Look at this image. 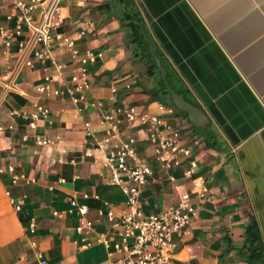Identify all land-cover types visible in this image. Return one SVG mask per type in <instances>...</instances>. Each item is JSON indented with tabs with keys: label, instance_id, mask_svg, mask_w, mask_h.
<instances>
[{
	"label": "crops",
	"instance_id": "obj_1",
	"mask_svg": "<svg viewBox=\"0 0 264 264\" xmlns=\"http://www.w3.org/2000/svg\"><path fill=\"white\" fill-rule=\"evenodd\" d=\"M126 1L138 6L146 35L168 71L169 86L175 92L184 90L176 93L205 116L196 124L184 111L166 104L175 109L180 127H186L187 136L199 145L195 153L201 168L194 179L199 189H208L209 197L199 205L198 216L186 234L173 235L178 246L175 264H256L243 257L242 247L243 233L252 222L258 225L264 246V0ZM118 3L123 2L73 0L69 19L59 32L72 34L75 26L95 23L94 31L80 43L83 52L99 50L104 56L90 68L91 103L107 100L110 87L116 84L120 104L154 112L161 103L153 102L140 87L136 63L128 61ZM10 11L8 6L2 8L1 24H7ZM58 57L69 65L64 80L56 82L65 87L78 67L69 54ZM6 71L0 49V74ZM48 72H53L51 66ZM45 74L40 64L20 73V92L4 97L0 106V127L16 126L15 131L0 130V264H42L41 257L47 264H113L120 255H109L113 250L97 242L109 229L99 211L107 210L109 204L119 213L126 207V197L120 188L109 186L103 150L81 161L86 144H96L86 138L85 124H92L98 141L105 126L93 108L75 106L68 97L41 99L36 88ZM35 102L51 109L50 117L38 122L37 130L9 118L11 110H32ZM121 132L122 137L127 135L125 124ZM27 134L30 138L24 140ZM35 134L56 142L51 147L38 146ZM143 144H137L138 154L151 157ZM9 166L34 182L14 185ZM184 168L174 172L176 184L160 173L155 175L140 197L146 213L169 208L180 193L196 187L194 181L183 178ZM74 197L80 205L90 207L86 220L92 229L86 236L76 231V213L54 216L55 211L66 213ZM20 201L23 209L17 213L13 203ZM193 202L198 204L196 199ZM32 220L37 224L35 234L29 228ZM83 238L94 244L82 248Z\"/></svg>",
	"mask_w": 264,
	"mask_h": 264
},
{
	"label": "built area",
	"instance_id": "obj_2",
	"mask_svg": "<svg viewBox=\"0 0 264 264\" xmlns=\"http://www.w3.org/2000/svg\"><path fill=\"white\" fill-rule=\"evenodd\" d=\"M72 3L73 0H0V12L5 6L11 9L7 24L0 23V49L7 65V71L0 74V106L4 97L20 92L19 74L25 70L32 71L40 64L46 73L36 88L41 99L68 97L75 106L93 108L105 126L104 136L98 141L92 124H85L86 138L94 139L96 144L93 147L86 144L81 161L84 163L95 157V151L103 150L106 155L104 166L110 172L109 186L120 188L126 197V207L119 213L109 204L107 210L99 211L100 219H106L109 229L97 237V242L113 250L109 255H120L113 264H175L178 246L173 235L186 234L198 216L199 205L209 200L208 189L204 186L199 189L194 179L201 168L195 153L199 145L187 136L186 127H180L181 120L173 107L158 104L154 112H145L135 105L124 106L119 103L116 84L110 87L107 100L89 101L88 92L92 90L90 68L104 56L99 50L83 52L80 49L81 41L95 29L92 21L84 22V26H75L77 29L72 34L59 32L69 19L68 10ZM65 53L78 68L65 87H59L56 82L64 80L69 67L59 61L58 56ZM49 66L53 68L51 73H47ZM30 107L32 110L13 109L8 115L12 121H24L34 131L38 122L50 117L51 109L39 102ZM124 124L128 132L122 137L121 126ZM0 130L15 131L16 126L13 123L1 126ZM34 137L38 146L51 147L56 142L36 134ZM23 138L27 140L30 135ZM140 142L144 143L146 151L151 152V157L144 158L138 154L137 144ZM183 168V178L194 181L196 187L180 193L169 208L158 213H146L140 197L155 175L160 173L167 181L176 184L178 179L174 172ZM8 172L14 185L34 182L25 174H16L14 166H9ZM194 199L198 204L193 202ZM69 205L71 207L66 213L55 211L54 216L76 213L79 218L76 231L80 236H86L92 229L86 220L90 207L80 205L76 197L69 200ZM13 206L17 213L23 209L22 201L13 203ZM29 228L35 234L37 224L32 220ZM85 238L82 248L87 249L94 242ZM41 258L42 264H47Z\"/></svg>",
	"mask_w": 264,
	"mask_h": 264
},
{
	"label": "trees",
	"instance_id": "obj_3",
	"mask_svg": "<svg viewBox=\"0 0 264 264\" xmlns=\"http://www.w3.org/2000/svg\"><path fill=\"white\" fill-rule=\"evenodd\" d=\"M118 3V21L124 32L127 53L130 55L128 61L136 63L135 70L138 72V82L146 94L150 95L151 100L175 106L172 103V95L167 87L164 86L161 71L153 55L149 52L148 43H146L142 30L146 28L145 21L141 12L134 2L121 0ZM169 77V75H168ZM182 94L184 90H177ZM243 257L254 261L256 264H264V246L259 233L258 225L255 222L249 224L244 233ZM241 249V248H240Z\"/></svg>",
	"mask_w": 264,
	"mask_h": 264
},
{
	"label": "water",
	"instance_id": "obj_4",
	"mask_svg": "<svg viewBox=\"0 0 264 264\" xmlns=\"http://www.w3.org/2000/svg\"><path fill=\"white\" fill-rule=\"evenodd\" d=\"M130 1V0H129ZM142 34L144 35L146 43H148L149 52L153 55L157 66L159 70L161 71L162 80L164 83V86L167 87V89L170 91L172 95V102L175 104V106L180 110L184 111L189 120L193 121L194 123L198 124L199 122L203 121L205 116L203 112L200 109H197L195 106H193L191 103L186 101L183 95L177 94L170 86L168 82V71L163 67V59L160 56V54L155 49V45L153 43V40L146 35V30H142ZM202 123V122H201Z\"/></svg>",
	"mask_w": 264,
	"mask_h": 264
}]
</instances>
